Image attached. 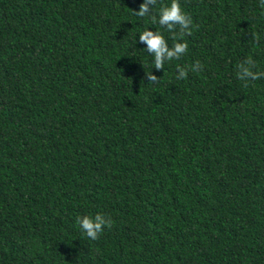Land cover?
<instances>
[{
    "label": "trees",
    "instance_id": "16d2710c",
    "mask_svg": "<svg viewBox=\"0 0 264 264\" xmlns=\"http://www.w3.org/2000/svg\"><path fill=\"white\" fill-rule=\"evenodd\" d=\"M143 2L0 0V264H264V8L178 0L180 35Z\"/></svg>",
    "mask_w": 264,
    "mask_h": 264
},
{
    "label": "clouds",
    "instance_id": "9594fccd",
    "mask_svg": "<svg viewBox=\"0 0 264 264\" xmlns=\"http://www.w3.org/2000/svg\"><path fill=\"white\" fill-rule=\"evenodd\" d=\"M157 0H144L140 4L139 10L135 11V15L144 17L150 13L152 7L155 6ZM150 6H152L150 8ZM260 6L264 8V0H260ZM153 23H158L160 26L167 28L169 31L174 30L176 27L180 29V35H191L190 26L192 25V19L186 15L182 10L178 0H171V3L167 6H163L160 9L159 17L152 16ZM258 40L259 37H256ZM139 41L146 44V50L154 58V68L162 69L165 61L172 59H179L183 56L188 49L187 43H175L170 49L167 46L166 40L160 33L149 31L148 29L139 34ZM246 64H252V60H247ZM238 68L242 69V72H238V78L242 81L257 80L260 79V74L253 73L243 64H239ZM201 65L197 62L193 65L192 70H199ZM177 79H183L187 75V71L183 68H178ZM147 80L156 83L158 78L151 72L146 75ZM83 233L91 240H96L99 234L103 231L104 227H111L112 220L107 218L103 214H96L94 218L84 216L78 220Z\"/></svg>",
    "mask_w": 264,
    "mask_h": 264
}]
</instances>
